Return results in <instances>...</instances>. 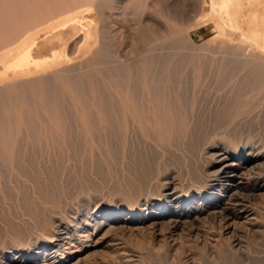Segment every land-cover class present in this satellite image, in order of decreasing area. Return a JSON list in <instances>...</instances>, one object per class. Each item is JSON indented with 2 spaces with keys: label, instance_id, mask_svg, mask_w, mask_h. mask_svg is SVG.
I'll return each mask as SVG.
<instances>
[{
  "label": "rangeland",
  "instance_id": "rangeland-1",
  "mask_svg": "<svg viewBox=\"0 0 264 264\" xmlns=\"http://www.w3.org/2000/svg\"><path fill=\"white\" fill-rule=\"evenodd\" d=\"M85 1L92 9L82 25L54 34ZM113 1L0 0V259L28 248L52 218L66 226L156 200L166 175L195 189L214 164V142L264 150V0H233L226 10L222 0H117L132 6L128 15L92 6ZM35 34L34 58L49 61L7 70L4 58ZM236 199L257 212L238 221L234 253L211 214L184 224L182 235L201 231L213 254L193 238L177 247L203 254L198 264H264V189ZM143 230H116L104 241L140 256L151 234L170 237L165 227ZM98 251L91 258L101 263L107 250ZM165 260L177 264L174 253Z\"/></svg>",
  "mask_w": 264,
  "mask_h": 264
},
{
  "label": "bare ground",
  "instance_id": "bare-ground-1",
  "mask_svg": "<svg viewBox=\"0 0 264 264\" xmlns=\"http://www.w3.org/2000/svg\"><path fill=\"white\" fill-rule=\"evenodd\" d=\"M232 1L222 0V10L228 9ZM103 2L92 6L104 13L105 11L111 12V14H127L132 11V6L125 2L120 4L119 1L115 0L109 5ZM85 3L87 4L85 1L80 6L72 5V7L67 3L71 8H74L70 11L73 10L72 12L75 13L53 25V33L65 32L71 27L78 26L81 22L80 16L92 9ZM92 3L94 2L92 1ZM38 45L39 39L36 34L25 38L19 47L17 46V49L11 50L4 58L5 68L15 72L27 73L33 68H39L47 63L49 61L48 57L34 58L33 52ZM58 56L59 51L55 50L53 58L56 59ZM250 60L254 61L252 57ZM250 60H247V63ZM61 73L65 74L64 71ZM223 140L220 143L216 140L218 143L214 142L208 146L207 152L213 153L214 164L207 168L205 181L199 183L200 186H196L195 189L190 186L191 182L187 184L185 181L186 184H174L171 181L173 177L166 175L158 181V187L156 188L161 191L158 198L152 201L149 197L144 203L140 199L138 200L139 204L131 211L118 208V210L108 214L98 213L97 215L87 216V220L80 221L77 218H70L68 222L67 219L65 220L67 222L66 226L61 224L62 220L52 218L51 222L48 223V228L44 229V232L42 231L41 234L43 235L31 240L28 248H22L18 252L4 253L2 259H0V264H111L108 263L110 261L106 262L104 260L105 257L113 259L111 261L114 264H152V261H158L159 264H171L165 260L170 253H174L176 256L177 264H198V256L214 253L212 245L207 237H201V231L194 230V228L192 232L190 231L189 236L184 237L182 228H184V224L194 223L205 214L215 216L216 226L224 245H226L228 251L234 253V249L240 245V240L236 235L238 221L243 218V214L246 212L249 213L245 216V219L248 221L254 220L255 212H257H254L255 209L253 211L248 210L247 205L243 204L244 201L240 202L236 198L240 191L255 190L259 192L264 189V186L260 185L261 178L257 173L263 168L264 150L260 149L258 143L254 144L251 141L241 142L237 148L232 149L229 147L230 141ZM255 151L258 152L253 155L252 153H255ZM210 157L212 158V155ZM232 202H238L234 205V211H231V208L227 206ZM58 222L60 224H57ZM151 226L152 228L160 227L161 232L165 227L169 230L170 237L166 236L158 242L155 234H151L147 242L140 243L139 249L143 251L140 256L129 253L128 249L122 248V245L121 247L116 245L118 244L116 243L117 240L104 241L105 237L116 230L137 232ZM131 236L135 235L131 234ZM191 238L199 244L200 250L202 249L200 252L203 254H199V252H196L197 250L194 251L192 248H188L189 252L184 254L182 248L177 247L178 242L183 241L187 244L190 243ZM101 247H105L107 252L103 254L101 252V255L98 254L104 258L103 262L98 263L99 261L96 262L91 257H95L96 252H99L98 250ZM183 255H186V257H183ZM109 258L106 259L110 260Z\"/></svg>",
  "mask_w": 264,
  "mask_h": 264
}]
</instances>
